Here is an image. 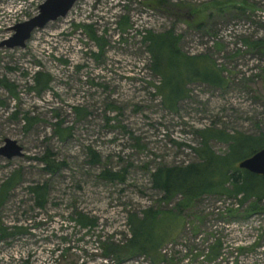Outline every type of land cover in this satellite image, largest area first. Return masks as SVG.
<instances>
[{"label":"rangeland","instance_id":"rangeland-1","mask_svg":"<svg viewBox=\"0 0 264 264\" xmlns=\"http://www.w3.org/2000/svg\"><path fill=\"white\" fill-rule=\"evenodd\" d=\"M43 1L0 0V42ZM247 2L252 5L235 11L215 0H77L65 16L36 28L25 46H0V78L16 91L0 85V145L11 137L24 147L23 155H0V187L20 173L0 218L27 228L0 237V264H155L146 254L119 261L102 247L111 235L129 236V211L174 207L181 197L159 202L151 171L198 160V128L264 131V0ZM123 16L126 28L118 24ZM172 26L182 33L184 51L208 53L228 79L223 86L190 82L176 109L158 92L162 77L143 41V29ZM38 68L52 76L41 92L31 77ZM29 116L35 119L28 123ZM59 122L69 128L65 137L55 130ZM210 144L228 150L224 140ZM47 153L61 162L57 170L45 169ZM45 182L48 200L40 207L28 186ZM240 204V195L204 193L183 208L180 231L163 245L170 260L161 264H264V214L243 215ZM80 210L96 224L82 225ZM215 238L222 246L211 261L203 254Z\"/></svg>","mask_w":264,"mask_h":264},{"label":"trees","instance_id":"trees-1","mask_svg":"<svg viewBox=\"0 0 264 264\" xmlns=\"http://www.w3.org/2000/svg\"><path fill=\"white\" fill-rule=\"evenodd\" d=\"M215 3L220 7L223 4H229L235 11L245 10V5H252L247 0H215ZM187 6L191 11H196L195 5ZM118 24L126 28L129 24L128 17L123 16ZM83 26L93 37L100 39L92 30L91 24L84 23ZM143 31L145 32L143 41L152 56L151 68L162 77L161 82L155 85L168 107L177 108L178 100L189 95L190 89L187 85L194 80H202L219 86L228 82L223 75V67L219 66L208 53H189L180 47L182 33L177 32L173 26L162 31H156L153 28H146ZM262 42V38L253 41L255 45H261ZM31 77L35 81L33 87L39 92L48 88L52 80L51 73L40 68L35 70ZM0 85L6 86L13 93L16 92L13 83L7 78H0ZM76 108L80 110L81 107ZM34 119V116H29L28 123ZM55 130L65 137L69 128H63L59 122ZM196 131L202 137L201 145L194 146L199 156L198 160L181 164H162L150 174L153 187L162 191L159 202L163 200L169 202L177 195L181 196L174 207L163 208L162 205L159 207L151 205L144 208L142 213L129 211L127 215L129 236L123 240H118L114 235L104 239L102 247H104L105 255L114 256L121 261L146 254L155 264L169 261L170 258L163 251V245L173 240L178 230L180 231L184 223L182 209L191 206L204 193L240 195V205L245 206L243 210L239 208L243 215L257 212L264 214V174L253 172L239 165L240 160L264 147V131L259 133L241 130L228 132L226 129L214 126L198 128ZM213 138L226 141L228 150L216 151L210 144ZM51 154L47 153L43 158L46 162L45 169L55 171L61 162L51 158ZM102 174L110 178H123L118 171L104 170ZM19 176L20 173L14 172L1 185L0 206L6 199L8 191L20 179ZM28 188L35 195L37 206H45L48 200L47 182L30 184ZM246 201H249L247 205H245ZM233 212L234 210L230 209L229 213ZM76 215L84 226L96 224V218L83 210L77 211ZM194 228L199 230L198 225ZM26 229L22 225L14 227L6 225L0 218V237L2 238ZM221 246L222 240L215 238L203 255L213 261L220 255ZM195 255H201V252ZM173 259L171 260L174 262Z\"/></svg>","mask_w":264,"mask_h":264},{"label":"water","instance_id":"water-1","mask_svg":"<svg viewBox=\"0 0 264 264\" xmlns=\"http://www.w3.org/2000/svg\"><path fill=\"white\" fill-rule=\"evenodd\" d=\"M77 0H44L38 13L12 26L13 33L0 42V46H25L36 28L44 27L49 21L65 16ZM23 145L17 139L6 137L0 145V155L11 158L23 155ZM241 167L264 174V147L239 161Z\"/></svg>","mask_w":264,"mask_h":264},{"label":"built area","instance_id":"built-area-1","mask_svg":"<svg viewBox=\"0 0 264 264\" xmlns=\"http://www.w3.org/2000/svg\"><path fill=\"white\" fill-rule=\"evenodd\" d=\"M39 7H40V6H39ZM27 19H28V18H27ZM16 23H17V22H16ZM16 23H14V24H16ZM14 24H12V25L9 26V30H13V29H12V26H13ZM10 35H11V34H10ZM10 35H9V36H10ZM9 36H7V37H9ZM7 37H6V38H7ZM213 41H214V40H213Z\"/></svg>","mask_w":264,"mask_h":264}]
</instances>
